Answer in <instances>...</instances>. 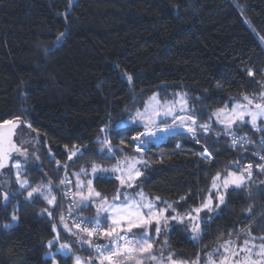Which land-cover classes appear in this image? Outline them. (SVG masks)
I'll list each match as a JSON object with an SVG mask.
<instances>
[{
    "label": "trees",
    "instance_id": "obj_1",
    "mask_svg": "<svg viewBox=\"0 0 264 264\" xmlns=\"http://www.w3.org/2000/svg\"><path fill=\"white\" fill-rule=\"evenodd\" d=\"M177 92L185 94L197 122L210 123L213 131L199 136V142L181 133L158 145L149 140L137 153L132 137L143 127L127 121L153 94L167 100ZM263 92L264 0H0V126L16 122L21 138L35 147L21 164L20 178L31 187L51 183L56 197L53 205L35 193L27 197L30 188H20L11 166L17 161L13 151L7 176L0 178V193H10L7 204L0 194V264H74V255L100 264L95 243L101 239L95 236L89 243L87 236L75 234L61 180L70 181L67 188L75 194L73 174L85 168L89 176L81 178L92 179L95 191L113 200L120 188L115 175L91 176L93 162L106 168L116 164L97 155L101 128L122 149L117 159L143 156L147 162L139 165L143 175L136 186L123 189L126 194L142 189L172 204L166 215L181 217L194 216L192 210L212 197L213 211L199 213L200 238L192 239L189 220L170 219L153 244L157 255L163 248L165 256L171 251L184 264L197 258L202 264L225 241L237 245L252 237L264 243V172L251 149L233 147L212 122L215 110ZM258 126L264 129V121ZM239 127L238 137L264 134L248 124ZM205 149L209 160L201 156ZM73 150L79 151L68 159ZM248 164L251 179L226 190L219 204L213 178ZM72 211L82 221L95 216L93 206L81 211L74 204ZM57 234L59 241L49 247ZM61 243H68L74 255L59 253Z\"/></svg>",
    "mask_w": 264,
    "mask_h": 264
},
{
    "label": "snow or ice",
    "instance_id": "obj_2",
    "mask_svg": "<svg viewBox=\"0 0 264 264\" xmlns=\"http://www.w3.org/2000/svg\"><path fill=\"white\" fill-rule=\"evenodd\" d=\"M248 74L250 76L253 75L251 70H249ZM128 79L131 80L132 77L129 76ZM243 99L246 103H236L230 111H227L225 108H221L213 113L217 122L224 125L222 131L231 137L233 147L238 144L242 146L241 142L244 144L250 143L248 137L237 136V132L240 130V125L250 123L257 131H264V129H261L257 124L258 119L264 121V103L261 102L264 101V96L259 99L244 96ZM152 100L156 101V106L152 111H149L148 106L146 105L143 112L137 110L136 115L132 118V123L142 121L145 128L144 131L138 132L137 135L132 137L134 141H137V144L133 145L137 153H141L143 151V148L140 147V145L146 144L147 138L154 137L156 135L153 128L158 127V123L165 125V128L162 129L165 131H175L177 128L185 130L193 139L197 140V142H199V136L213 131L210 123L197 122V117L193 115L192 111L188 108V100L186 96H180L179 100L172 103H162L156 96H153ZM177 104H179L178 112L183 113V115L177 114ZM161 116L165 117V119H161L159 122L153 118ZM168 116H172L173 119H179L181 123L179 125L169 124L166 119ZM4 123L10 124L13 127L18 126L13 124L11 121H5ZM233 125H238L235 130L233 129ZM100 131L103 135L102 137L97 138V143L100 145L97 155L101 160L117 159L116 154L118 151L122 152V149H118L112 145L111 137L107 129L101 128ZM122 143L125 142L122 141ZM177 147H180V145H177ZM13 151L20 153V155L25 156V158L27 157L26 150L19 148L8 137L0 135V169L7 166V162L10 160V154ZM77 151L70 153L69 159L76 155ZM201 156L205 160H209L211 158L207 153V149H205V152L202 153ZM80 157H83V152H80ZM260 159L264 160V156H260ZM141 163L147 167V162L144 161L143 156H125L124 160L117 159V163L111 168L103 167L95 162L91 164V175L93 179L96 180H103L108 174L115 175L119 173L118 175H115V179L119 180L120 188L117 189V194L113 197L111 202L108 201L106 196H102L100 192L95 191L92 179L81 178L82 175L84 178L89 176V172L85 168H81L79 173H74L73 175L77 178V192L74 195L80 197V203L78 205L80 210L83 211L84 209L91 207L94 198H99L101 201L97 209V216L94 219H84L81 223L75 224V227L85 233L89 238L94 235H99L102 226L104 228V235L112 237L115 234L116 241L114 248L108 247L101 249L99 246H96V257L100 260V264H104L105 260H107L109 264H122L123 260L134 258L136 259V264H145V261H152L155 262V264H184L183 261L176 259L175 254L171 251H168L165 256L163 248L160 250L159 255H157L152 251L153 244L160 238L161 232L168 229V221L170 219L178 220L180 223H183L185 219L189 220L191 222L189 229L192 232V239H199L202 234L201 223L197 222L200 220L199 213L204 209L213 211L212 197L209 195V198L205 203L192 210V212L196 213L195 217H193L191 213H187L183 217L176 215L168 216L166 213L168 212V209H172V204L167 201H161L160 197H148L142 189L131 196L123 191L125 187L132 188L136 186V181L143 175V171L138 167ZM21 164V161H14L11 166L16 169L15 175L20 188L25 190L30 188V190L27 191V197L32 199L35 193L37 196L46 200L48 204H55L56 197L53 195L51 183L48 185L31 187L26 179L20 178L22 175ZM257 167L260 171L264 172V164H259ZM237 172L240 174L237 175ZM245 173L247 174L246 176ZM252 174V165L248 164L246 168L241 167L238 168L236 172H229L228 175L223 178L222 185H220L217 181L221 179V174L217 173L216 177L213 178L212 188L217 190V199L219 200V204H223L225 202L224 193L220 191L221 187L224 190H227L230 186H234L237 189L241 188L246 185L247 180L251 179ZM66 182L70 181H66V179L61 180V184ZM85 192L87 193L86 195ZM0 194H2L3 200L6 204L10 202V193L3 192ZM18 194L23 195L22 192ZM121 196H123V203L117 204L115 201L119 200ZM157 201L164 204L165 207H159ZM219 204L216 207H219ZM121 209H125L127 211H121ZM145 209L147 211H145ZM43 211L48 212L49 216L52 215V212L48 209H44ZM173 211H175V209H173ZM100 212H104L106 215L101 218L99 215ZM108 213H111V215H108ZM12 219L16 220L17 217L13 215ZM109 219L111 220L110 227L106 224V221ZM61 221H63V216H61ZM153 225H155V236H152L151 234ZM5 227L8 226L6 225ZM134 228L142 229V232L129 237L127 232H131ZM117 229H120L121 231L117 232ZM53 231H56L55 227L53 228ZM75 234L79 236V232ZM261 239L264 240V237ZM121 240L124 241L123 245L119 243ZM133 240L135 241V244L130 243V241ZM58 241L59 234H57L52 241L48 242V246L52 247ZM84 242L83 238H81V243ZM88 242L90 243V241ZM248 243L249 241L245 240L244 247L240 250L251 252L252 250L247 247ZM164 245H168L167 239L164 240ZM121 249H123V251H121ZM58 252L65 257L74 255L68 243H61ZM134 253L147 255L134 257ZM91 255L92 254L90 253V257ZM256 255L264 258V243L259 246ZM74 264H91V259L85 260L79 255H74ZM196 264H199V258H197ZM208 264H213L211 254H209ZM245 264H247V258H245Z\"/></svg>",
    "mask_w": 264,
    "mask_h": 264
},
{
    "label": "rangeland",
    "instance_id": "obj_3",
    "mask_svg": "<svg viewBox=\"0 0 264 264\" xmlns=\"http://www.w3.org/2000/svg\"><path fill=\"white\" fill-rule=\"evenodd\" d=\"M153 96H156L157 99L162 102V103H172L174 101H177L179 100L180 96H185V94L183 92H177L175 93L174 95H172V97L170 99H167V100H161V98L159 97V95L157 93L153 94L150 98H148V100L145 102L144 104V107L140 110L141 112H143L145 110V106L147 105L148 106V110L149 111H152L155 106H156V101L152 100V97ZM264 96V92L263 94L260 96L262 97ZM260 97H256V98H253V99H259ZM262 103H264V101H261ZM236 103H246V101H244V99H241V100H235V101H232L229 105H225L221 108H225L227 111H230L231 108L236 104ZM219 108V109H221ZM178 109H179V104H177V114L178 115H183V113H179L178 112ZM218 110V109H217ZM217 110H215L213 113H215ZM136 114L133 115V117L135 116ZM131 117L128 121H127V125L129 126H139V127H143V131L145 130L144 128V123L142 121H137L136 123H132V118ZM154 119H156L158 122L159 120L161 119H165V117L161 116V117H153ZM167 121L169 124H175V125H179L181 123V121L179 119H173L172 116H168L167 118ZM262 121L260 119H258L257 121V124ZM212 122L215 126H217L218 128L220 129H223L224 128V125L221 124V123H218L217 120H216V117L213 116L212 114ZM248 125L251 126L250 123H248ZM236 126V125H233V127ZM252 127V126H251ZM165 128V125L164 124H160L158 123V127H155L153 128V131L156 132V135L154 137H150V138H147V141L149 140H152L156 145H158L161 141H165L166 138L172 134H175V133H181V134H189L187 133L185 130H181L179 128H177L175 131H172V130H162ZM102 133H100L99 137H102ZM14 141L16 142V144L19 146V148H21L22 150H26L27 152V157L25 158V156H22L20 155V153H13L11 155V158H15L17 161H21L22 163H26L29 161V155H30V158H31V154L34 153V149L35 147L33 146V144H30L28 139L26 138H21V132L18 130V128L16 127L15 128V135H14ZM137 142V141H136ZM137 144V143H136ZM146 144L144 145H140V147L143 148L144 150V147H145ZM74 151H77V150H73L72 152ZM143 152V151H142ZM141 152V153H142ZM140 153V154H141ZM128 157H132V156H128ZM125 156H123L121 159H118V160H124ZM116 163H117V159H116ZM9 163H7V166H8ZM140 165V164H139ZM138 165V167H139ZM5 166L3 169H0V178H3L4 176H7V173L4 172L5 168L7 167ZM64 170H66V168L64 167ZM119 173L115 174V175H118ZM240 173H237V175H239ZM92 176V175H91ZM226 177V176H224ZM224 177H221V179L219 181H217L218 184L222 185V182H223V178ZM66 178L63 177V180H65ZM67 180V179H66ZM119 182V180H118ZM213 182V181H212ZM120 183V182H119ZM230 188H235L234 186H230L228 189ZM227 189V190H228ZM69 190V193H70V197H71V200L73 201V204H75L77 207L80 203V197L79 196H76L74 195L73 193H71V190L70 188L68 189ZM216 193H217V190L216 189H213ZM220 191L221 192H225L226 190H224L222 187L220 188ZM86 193V192H85ZM109 202H111L112 200H108ZM117 204H121L123 203V198L121 200H117L115 201ZM219 202V200H218ZM101 203V201L99 202H96V201H93L91 206L94 207L95 209V216L92 218L94 219L96 216H97V209H98V206L99 204ZM121 211H127L125 209H121ZM145 211H147L145 209ZM100 217L103 218L106 214L104 212H100L99 213ZM108 215H111V213H108ZM196 216V213L193 217ZM106 224L110 227L111 226V220H107L106 221ZM153 227V226H152ZM152 230V229H151ZM121 230L120 229H117V232H120ZM142 232V229H132L131 232H127V235L129 237L133 236L134 234H140ZM96 238L99 237V239H101V245H102V249H105V248H108V247H111L112 245V242L116 239V236L115 234L112 236V237H109V236H106L104 235V228L102 226L101 228V232L99 234V236L95 235ZM245 240H248L249 243H248V248L251 249L252 251L251 252H247V251H241L240 249L244 247V241ZM116 241V240H115ZM257 240H255L254 238H245L243 239L239 244L236 245V242H232V241H225L223 243H220L217 247H215V249H213V251L209 254H211V259H212V262L213 264H245V258H247V264H263L262 263V257L261 256H258L256 255L258 249H259V246L262 244V243H259V242H256ZM131 244H135V241H130ZM255 246V247H253ZM114 247H115V243H114ZM59 249V248H58ZM227 249V250H226ZM58 251V250H57ZM160 251V250H159ZM60 253V252H59ZM209 254L206 256V259H205V262H202V264H208V261H209ZM140 255H147V254H140V253H134L133 256L134 257H139ZM104 264H109L107 263L106 261H104ZM122 264H136V259H125L122 261ZM145 264H155V262H152V261H145ZM193 264H196V263H193Z\"/></svg>",
    "mask_w": 264,
    "mask_h": 264
},
{
    "label": "built area",
    "instance_id": "obj_4",
    "mask_svg": "<svg viewBox=\"0 0 264 264\" xmlns=\"http://www.w3.org/2000/svg\"><path fill=\"white\" fill-rule=\"evenodd\" d=\"M210 132H207L205 133L203 136H206L208 135ZM227 138L230 140L231 142V137L227 135ZM249 138V137H248ZM250 140V143H246L244 144L243 142L242 143V146L240 144H238L237 146L239 147H245V148H249L251 149L253 152H254V156L256 157V159H258L259 161V164H264V160L260 159V156H264V134L263 135H260L258 136L257 138L255 139H251L249 138ZM232 144V143H231ZM70 155V154H69ZM69 155H68V159H69ZM67 181V180H66ZM63 187H65L64 189V194L67 198V204H66V210H67V213H68V216L70 218V220L72 221V223L74 224H77V223H81L82 222V219L78 218V217H75V216H71V214L73 213L72 211V208L74 206L73 204V201L71 200V197H70V193H69V190L67 188V185H68V182L64 183V184H61ZM61 185L57 186L56 189L60 188ZM83 226V225H82ZM76 228V227H75ZM77 229V228H76ZM77 231L79 232L80 235H85L87 236L85 233H83L82 231H80L79 229H77ZM89 238V237H88ZM95 238V235L91 238H89V241H92V242H95L94 240ZM119 243L121 245L124 244V241L121 240L119 241ZM96 246H99L101 249H102V245L99 244V243H95V249H96ZM121 251H123V249H121ZM96 252V251H95ZM107 263H109L107 260H105Z\"/></svg>",
    "mask_w": 264,
    "mask_h": 264
},
{
    "label": "water",
    "instance_id": "obj_5",
    "mask_svg": "<svg viewBox=\"0 0 264 264\" xmlns=\"http://www.w3.org/2000/svg\"><path fill=\"white\" fill-rule=\"evenodd\" d=\"M13 124L17 125L16 122H14ZM15 128H16V127H13V126L10 125V124H6V125H2V126H0V131L3 130V129H4V130H5V129H9V130H10V138H9V139H11V140L13 141ZM7 163H9V161H8Z\"/></svg>",
    "mask_w": 264,
    "mask_h": 264
},
{
    "label": "flooded vegetation",
    "instance_id": "obj_6",
    "mask_svg": "<svg viewBox=\"0 0 264 264\" xmlns=\"http://www.w3.org/2000/svg\"><path fill=\"white\" fill-rule=\"evenodd\" d=\"M0 135L10 138V130L9 129L1 130Z\"/></svg>",
    "mask_w": 264,
    "mask_h": 264
},
{
    "label": "crops",
    "instance_id": "obj_7",
    "mask_svg": "<svg viewBox=\"0 0 264 264\" xmlns=\"http://www.w3.org/2000/svg\"><path fill=\"white\" fill-rule=\"evenodd\" d=\"M116 240V239H115ZM115 240L112 242V245H111V247H113L114 248V243H115Z\"/></svg>",
    "mask_w": 264,
    "mask_h": 264
}]
</instances>
